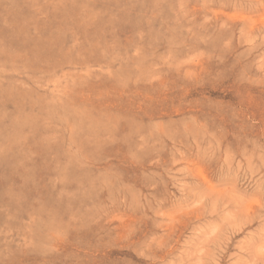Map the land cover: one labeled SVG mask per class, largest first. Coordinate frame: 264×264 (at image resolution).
Here are the masks:
<instances>
[{
  "label": "rangeland",
  "instance_id": "1",
  "mask_svg": "<svg viewBox=\"0 0 264 264\" xmlns=\"http://www.w3.org/2000/svg\"><path fill=\"white\" fill-rule=\"evenodd\" d=\"M0 264H264V0H0Z\"/></svg>",
  "mask_w": 264,
  "mask_h": 264
}]
</instances>
